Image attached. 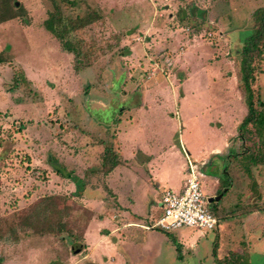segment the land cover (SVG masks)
<instances>
[{"label": "rangeland", "instance_id": "obj_1", "mask_svg": "<svg viewBox=\"0 0 264 264\" xmlns=\"http://www.w3.org/2000/svg\"><path fill=\"white\" fill-rule=\"evenodd\" d=\"M73 1L60 8L65 23L81 28L75 36L85 42V60L65 52L44 28L52 0H13L25 18L0 25L8 60L0 65V264H264V165L254 169L249 154L242 161L256 137L243 144L238 138L247 108L236 53L264 0ZM257 67L253 88L264 102V56ZM173 145L185 163L186 150L193 161L197 152L223 150L205 168L198 162L206 176L199 179L202 194L224 193L213 209L219 221L213 231L139 227H151L155 220L148 219L124 228L119 206L82 201L86 186L101 188L95 172L105 170L95 168L104 165L103 152L119 148L130 159L131 168L111 176L121 181L124 204L141 188L137 178H147L135 164L140 152ZM47 196L65 213L62 233L20 229V219ZM102 228L118 229L111 239L123 244L112 251L102 243L97 259L90 251ZM236 254L238 262L228 259Z\"/></svg>", "mask_w": 264, "mask_h": 264}, {"label": "trees", "instance_id": "obj_2", "mask_svg": "<svg viewBox=\"0 0 264 264\" xmlns=\"http://www.w3.org/2000/svg\"><path fill=\"white\" fill-rule=\"evenodd\" d=\"M53 13L50 14L49 18L44 21V28L55 37L62 47V49L67 53H72L74 58L77 60L86 59L82 52V45L84 40H79L75 33L76 31H81V28H77L72 23H65L60 4L66 6H73V0H52ZM189 14L193 15V7L190 6ZM202 13L198 11V16L202 18ZM25 10L19 5L15 6L13 0H0V25L14 19H24ZM252 20L254 22V28L251 35L245 38L236 51L239 58V74H240V84L244 90V105L247 108V113L238 126V138L241 143L246 139H252L253 136L256 137V142L253 143V150H248L243 152L242 161H246V155L249 154L250 164H253L254 169L257 166L264 165V155H261L264 151V102L256 94L253 83L256 80V73L258 72V62L264 56V8H258L252 13ZM194 25L193 23H190ZM195 24L194 26H196ZM82 32V31H81ZM82 35V33H80ZM73 37L72 48L67 44V39ZM83 38V37H81ZM83 54V55H82ZM83 60V61H84ZM8 62L6 53L4 50H0V65L6 64ZM75 70H79L75 67ZM260 149V150H259ZM247 150V149H246ZM259 155H261L259 157ZM240 156L239 153H235L231 158H236ZM112 159V160H111ZM114 155L109 151H105L103 155L104 162H112L114 160ZM247 160V162H249ZM113 166V165H112ZM55 172H59L56 170ZM224 174L227 176V170H224ZM229 176V175H228ZM80 187L77 186V190ZM223 193L222 191L219 194ZM215 207L211 208L210 213L216 218L214 212ZM64 216L65 213L56 208L50 199V197H43L35 206L30 214L24 215L19 222L20 229L29 230L37 235L62 233L64 229ZM218 219V218H217ZM158 230V229H157ZM9 232L12 236H16V231L13 226L9 228ZM3 237V232L1 230L0 223V239ZM217 251V245L214 244L212 254L215 255ZM242 255V254H241ZM244 256V255H243ZM245 257V256H244ZM248 257V254H247ZM232 261L238 262L241 260L240 254L233 255V257H228Z\"/></svg>", "mask_w": 264, "mask_h": 264}, {"label": "crops", "instance_id": "obj_3", "mask_svg": "<svg viewBox=\"0 0 264 264\" xmlns=\"http://www.w3.org/2000/svg\"><path fill=\"white\" fill-rule=\"evenodd\" d=\"M146 92H148V89H144ZM158 91V90H156ZM145 92V91H144ZM155 100L157 103L158 100ZM158 106V105H157ZM114 139V138H113ZM113 141V140H112ZM117 148V147H116ZM112 150V149H111ZM89 151V150H88ZM187 156L189 158H192V155L188 150ZM223 150H208L206 153L201 154L199 152L195 155V161L198 163L200 162V165L205 168L207 166V163L209 162V159L216 155H223L221 153ZM248 151V150H247ZM104 153V152H103ZM113 155L116 156L115 161L112 162H105L104 165L102 163L97 166V171L101 170L105 172L104 173H98L95 172V175H98L100 177V180H97V183H101V188H92V187H85L84 189L86 191H83L81 193V196H83L82 201L85 202V204H89L91 207H95L98 209L101 208H111V205L119 206L120 210H122V227L127 228L130 226H136L138 227L139 220H157L158 217L161 215V196L165 191L173 190V191H180L183 186V180H184V165L185 162L181 160L182 153L180 150H177V148L173 145L168 150L158 151L156 150L152 154H145L143 152H140L142 154L141 158L138 161H135V164L138 167H144L146 169V175L147 178H137V186L141 187L136 192L132 189L130 191L131 197H128V199L125 201L127 204H129V208L125 207L124 204L118 203L121 198V187L120 183L121 181H112L111 176L112 173L117 171L120 166L125 165L128 168H131V164H129V160L125 159L123 157V154L121 152V149L117 148L113 151ZM225 155H229V150H227V153ZM231 155V154H230ZM230 158V161L237 160L236 158ZM178 163H173L172 161L175 160ZM186 161L187 158L185 157ZM112 160V159H111ZM133 161V158H132ZM104 162V161H102ZM107 163V165H106ZM107 166L105 169L103 166ZM113 165V166H112ZM201 173L204 177L205 174L203 173L202 169H200ZM119 175H121L119 173ZM137 175H139L137 173ZM118 176V175H117ZM216 183L218 182V186H220V182L217 179H213ZM91 185V184H90ZM88 185V186H90ZM129 193V195H130ZM224 194V193H223ZM220 196L219 192L215 196ZM76 199V198H72ZM71 200V199H70ZM71 200V201H72ZM220 200V199H219ZM218 200V201H219ZM88 207V206H87ZM156 218V219H155ZM147 220V222H148ZM151 225L150 223H143L140 224L139 227L148 230L152 228H148V226ZM105 229H99L97 230L100 233V238L98 242L91 248L90 255L94 256L97 259H100L98 254V249L102 243L106 244L110 243V248L112 251L117 250L116 246L118 244L122 245L123 243L120 240L116 241L115 238L111 239L114 233H118V229H113L110 232L104 231ZM194 243V242H193ZM194 245V244H192ZM115 247V249H114ZM107 249V248H106ZM136 249V248H135ZM123 250L120 251V256L124 261H127V257L125 258L123 255ZM139 251V250H138ZM137 251V252H138ZM129 255V254H127ZM132 258H129V261ZM100 261V260H97ZM123 261V263H124Z\"/></svg>", "mask_w": 264, "mask_h": 264}, {"label": "built area", "instance_id": "obj_4", "mask_svg": "<svg viewBox=\"0 0 264 264\" xmlns=\"http://www.w3.org/2000/svg\"><path fill=\"white\" fill-rule=\"evenodd\" d=\"M210 37V34L208 35ZM197 37L192 34V40ZM198 163L190 158L184 165V180L180 191L168 190L161 196V215L148 228L171 232L183 227L195 230L213 231L218 227V219L210 213L209 203L200 189L199 179L203 178Z\"/></svg>", "mask_w": 264, "mask_h": 264}, {"label": "water", "instance_id": "obj_5", "mask_svg": "<svg viewBox=\"0 0 264 264\" xmlns=\"http://www.w3.org/2000/svg\"><path fill=\"white\" fill-rule=\"evenodd\" d=\"M15 6L18 7V3H16ZM219 199H220V196H218L217 198L210 197V198L207 199V202L209 204H211L212 202L217 203ZM74 251H75V253H78V252H80V248H77Z\"/></svg>", "mask_w": 264, "mask_h": 264}, {"label": "flooded vegetation", "instance_id": "obj_6", "mask_svg": "<svg viewBox=\"0 0 264 264\" xmlns=\"http://www.w3.org/2000/svg\"><path fill=\"white\" fill-rule=\"evenodd\" d=\"M217 197H218V195L215 196V197H212V198H217ZM217 203H218V202H217ZM217 203L212 202L211 204H209V207H212V208H213L214 206H216Z\"/></svg>", "mask_w": 264, "mask_h": 264}]
</instances>
